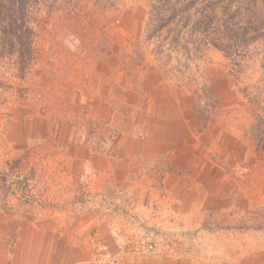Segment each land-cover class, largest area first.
I'll use <instances>...</instances> for the list:
<instances>
[{
    "label": "rangeland",
    "instance_id": "1",
    "mask_svg": "<svg viewBox=\"0 0 264 264\" xmlns=\"http://www.w3.org/2000/svg\"><path fill=\"white\" fill-rule=\"evenodd\" d=\"M33 10L35 60L26 75L12 61L0 64V130L10 151L3 157L0 149V161L25 150L37 158L23 165V176L40 172L32 182L9 174L0 211L60 231L54 264H264V149L252 137L256 114L244 95L264 96L261 46L241 69L213 47L186 63L180 54L158 59L154 46H140L143 63L184 86V109L195 108L186 115L195 127L184 140V185L172 194L156 172L146 191L92 197L80 187L68 205L52 174L60 128L76 121L82 137L94 135L81 121L86 104L73 114L70 80L93 76L114 53H135L150 1L40 0ZM4 168L10 166L0 164V177Z\"/></svg>",
    "mask_w": 264,
    "mask_h": 264
},
{
    "label": "crops",
    "instance_id": "2",
    "mask_svg": "<svg viewBox=\"0 0 264 264\" xmlns=\"http://www.w3.org/2000/svg\"><path fill=\"white\" fill-rule=\"evenodd\" d=\"M134 65V53L120 57L114 53L101 62L93 76L70 80L73 114L85 103L86 114L81 121L94 130V135L82 137L73 124L76 121L63 123L60 128L52 174L68 205L80 187L92 197L113 190L123 195L132 189L146 191L156 172H163L165 186L172 194L184 185L180 180L184 178V140L194 136L195 127L186 115L193 113V117L195 108L184 109V86L176 85L152 66ZM2 135L0 130V149H4L3 157H8L10 151ZM20 155L0 161L10 166L1 172L7 179L19 171L26 182H32L40 171L34 169V176L25 177L23 165L37 156L25 150ZM13 163L19 164L17 170ZM82 206L85 211L92 207ZM85 218L88 225L94 222L92 214ZM60 234L35 226L21 214L14 217L0 211V264H54Z\"/></svg>",
    "mask_w": 264,
    "mask_h": 264
},
{
    "label": "trees",
    "instance_id": "3",
    "mask_svg": "<svg viewBox=\"0 0 264 264\" xmlns=\"http://www.w3.org/2000/svg\"><path fill=\"white\" fill-rule=\"evenodd\" d=\"M39 1L0 0V64L14 62L21 77L35 60L31 14ZM149 1L144 43L135 46L134 66L145 61L140 46L152 45L156 58L171 60L176 53L186 63L196 60L204 48L213 47L241 69L242 63L252 57L253 47L260 45L264 69V0ZM244 95L256 114L252 137L264 149V96ZM6 183V177L1 176L0 190L10 193L11 187Z\"/></svg>",
    "mask_w": 264,
    "mask_h": 264
}]
</instances>
